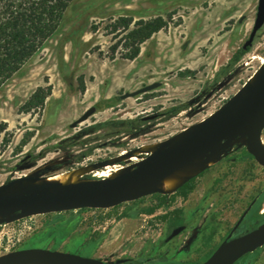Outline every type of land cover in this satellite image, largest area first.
Here are the masks:
<instances>
[{"label":"rangeland","instance_id":"obj_1","mask_svg":"<svg viewBox=\"0 0 264 264\" xmlns=\"http://www.w3.org/2000/svg\"><path fill=\"white\" fill-rule=\"evenodd\" d=\"M258 5L259 0L76 1L58 37L0 91V186L32 173L47 179L164 144L217 113L261 71L254 57H264V27L230 66L250 38ZM122 18L133 20L129 31ZM142 19H162L167 26L130 60L139 45L130 33ZM155 83L161 88L121 100ZM91 108L97 113L72 129ZM175 109L180 111L174 115ZM241 140L195 179L186 199L171 191L111 209L0 223V256L46 249L111 264L124 259L202 264L250 207L234 236L264 224V168ZM160 203L153 215L146 214ZM237 264H264V248Z\"/></svg>","mask_w":264,"mask_h":264},{"label":"water","instance_id":"obj_2","mask_svg":"<svg viewBox=\"0 0 264 264\" xmlns=\"http://www.w3.org/2000/svg\"><path fill=\"white\" fill-rule=\"evenodd\" d=\"M264 27V0H259L257 17L249 40L243 50L253 46L259 31ZM161 88L155 83L133 93H127L121 100L139 98ZM244 96V97H243ZM89 109L71 125L77 128L96 114ZM156 117L151 118L155 119ZM264 74L253 87L247 86L225 107L189 130L188 135L174 147L148 156L143 161L126 169L114 179H96L90 183L57 189L46 195L42 190H33L20 196L1 197L17 181L0 186V223L15 222L26 218L53 213H66L84 209H111L125 203L136 202L153 194H163L157 186L164 179L190 162L209 160L226 154L241 139H246L247 150L256 162L264 167ZM109 162L94 165L105 168ZM133 192L131 196L126 192ZM250 207L233 229L228 240L203 264H237L246 256L264 248V228H258L244 236L232 239L234 232L248 215ZM0 264H106L100 260L80 255L46 249H27L0 256Z\"/></svg>","mask_w":264,"mask_h":264},{"label":"trees","instance_id":"obj_3","mask_svg":"<svg viewBox=\"0 0 264 264\" xmlns=\"http://www.w3.org/2000/svg\"><path fill=\"white\" fill-rule=\"evenodd\" d=\"M76 1L78 0H0V91L16 77L21 76L26 66L40 55L50 41L58 37L67 14ZM120 20L124 24V29L129 31L133 20L125 18ZM136 25L138 29L130 35L139 40V45L130 60L138 58L141 53L140 46L166 27L167 23L162 19L150 21L142 19ZM249 50H240L230 66L237 64ZM38 95L37 93L35 98ZM45 100V97H41L40 105ZM179 111L173 110L174 115ZM194 189L195 180H191L181 191L187 198L189 192ZM162 204L148 209L146 214L153 215ZM182 223V220L177 221L178 225Z\"/></svg>","mask_w":264,"mask_h":264},{"label":"bare ground","instance_id":"obj_4","mask_svg":"<svg viewBox=\"0 0 264 264\" xmlns=\"http://www.w3.org/2000/svg\"><path fill=\"white\" fill-rule=\"evenodd\" d=\"M255 60H258L261 65V71L257 72L250 80L247 86L253 87L257 81V79L264 74V57L257 58L254 57ZM258 71V70H257ZM244 97V96H243ZM189 133V130L173 137L171 140L167 142V149L174 147L177 143H179L182 139H184ZM243 143H246V139L241 140ZM236 143V142H235ZM239 143V142H237ZM264 144V140H263ZM164 145L162 144H151L144 145L139 148L137 151L133 153L123 154L120 158L111 160L106 168L98 169L94 165H86L71 169L69 171L51 176L47 179H43L41 177L34 176V174H28L18 179H15L17 182L7 189L1 197H9V196H20L24 195L33 190H42L44 194L51 195L57 189L67 188L72 186L81 185L84 183H90L94 180H88L86 177L91 175L94 179H114L126 172L125 162H141L140 156L142 155H153L157 152L163 151ZM222 155H217L215 157L210 158L209 160H198L194 162H190L186 166L177 170L175 173L164 179L159 183L157 189L163 191L164 194H168L169 192H177L184 185H186L191 180L199 177L204 172L213 169L217 166ZM221 162V161H220ZM219 162V163H220ZM124 163V165H121ZM133 165V164H132ZM46 178V177H45ZM133 192H126L125 195L131 196ZM264 213V210H263ZM3 216H0V220H4ZM264 228V224L261 226Z\"/></svg>","mask_w":264,"mask_h":264},{"label":"flooded vegetation","instance_id":"obj_5","mask_svg":"<svg viewBox=\"0 0 264 264\" xmlns=\"http://www.w3.org/2000/svg\"><path fill=\"white\" fill-rule=\"evenodd\" d=\"M96 113H97V111H96ZM262 135H263V134H262ZM248 154H249V152H248ZM249 156H250L251 158H253L250 154H249ZM253 159H254V158H253ZM254 160H255V159H254ZM255 161H256V160H255ZM263 168H264V167H263ZM204 173H205V172H204ZM204 173H203V174H204ZM195 179H196V178H195ZM195 179H193V180H195ZM181 189H182V188H181ZM181 189H180L179 191H177V192H181V193H182ZM193 191H194V190H193ZM189 193H191V191H190ZM182 196H183V193H182ZM188 196H189V195H188ZM183 197H184V196H183ZM184 198H185V197H184ZM187 198H188V197H187ZM185 199H186V198H185ZM245 218H246V217H245ZM244 220H245V219H244ZM244 220H243V221H244ZM242 223H243V222H242ZM242 223H241V224H242ZM237 224H238V223H237ZM237 224H236V225H237ZM182 225H183V223H182ZM182 225H179V226H182ZM239 227H240V226H239ZM239 227H238V228H239ZM234 228H235V227H234ZM234 228H233V229H234ZM254 230H256V229H254ZM254 230H250V231L246 232L244 235H246V234H248V233H250V232H252V231H254ZM232 231H233V230H232ZM232 231H231V233H232ZM236 231H237V230H236ZM231 233H230V234H231ZM234 233H235V232H234ZM244 235H241V236H244ZM229 236H230V235H229ZM241 236H237V237H236V236H234V234H233L231 240H232V239H235V238H238V237H241ZM228 238H229V237H228ZM228 238H227L226 240H228ZM224 242H225V241H224ZM224 242H223V243H224ZM216 250H217V249H216ZM216 250H215V251H216ZM215 251H213V253H214ZM213 253H212V254H213ZM212 254H210V256H211ZM75 255H76V254H75ZM210 256H209V257H210ZM82 257H84V256H82ZM209 257H208V258H209ZM85 258H88V257H85ZM208 258H207V259H208ZM92 259H94V258H92ZM96 260H98V259H96ZM100 261H102V260H100ZM205 261H206V260H205ZM205 261H204V262H205ZM102 262H105V261H102ZM204 262H203V263H204ZM105 263H106V264H111V263H109V262H105ZM203 263H202V264H203ZM116 264H136V263H133L132 260H130V259H124V260L116 261Z\"/></svg>","mask_w":264,"mask_h":264}]
</instances>
